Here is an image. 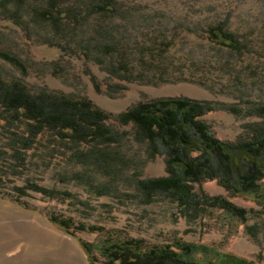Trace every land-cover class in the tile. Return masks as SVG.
Wrapping results in <instances>:
<instances>
[{"label":"rangeland","instance_id":"374dc122","mask_svg":"<svg viewBox=\"0 0 264 264\" xmlns=\"http://www.w3.org/2000/svg\"><path fill=\"white\" fill-rule=\"evenodd\" d=\"M48 13L56 19L47 18ZM217 24L235 35L239 50L211 40L210 28ZM0 50L27 67L23 75L0 59L5 77L23 78L33 91L88 98L114 117L141 101L163 97L209 100L246 111L264 105V0H0ZM119 61L128 66L130 79L121 78ZM114 117L110 125L128 132L113 149L116 169L124 168L115 177L113 170L99 174L94 167L52 156L40 145L29 151L26 173L0 186V264H89L79 238L100 242L103 235L82 230L71 235L51 223L50 214L119 230L150 245L182 238L264 264V210L249 198L230 197L262 213L236 224L222 210L190 220L169 198L144 203L134 177L166 175L165 155L149 158L133 127ZM202 119L225 140L259 120L224 109ZM5 143L0 126V147ZM78 171L94 174L95 184L114 186L112 192L100 195L88 183L71 180ZM26 180L73 196L51 198L32 190L19 195L14 186ZM196 189L228 195L216 180ZM250 225L257 227L254 236ZM93 252L97 263L106 261Z\"/></svg>","mask_w":264,"mask_h":264},{"label":"trees","instance_id":"16d2710c","mask_svg":"<svg viewBox=\"0 0 264 264\" xmlns=\"http://www.w3.org/2000/svg\"><path fill=\"white\" fill-rule=\"evenodd\" d=\"M47 15L56 19L55 15ZM210 32L212 41L234 50L241 48L240 41L221 24L212 26ZM0 59L19 68L23 75L27 73L26 65L16 55L0 50ZM118 63L117 69L123 73L121 78L130 79L128 66L123 61ZM93 81L99 88L96 78ZM219 109L259 120L247 123L237 138L225 140L202 119ZM113 117L88 98H73L47 89L33 91L23 78H8L0 72V121L3 122L0 126L6 139L0 147V186L26 173L30 166L29 151L40 145L52 156H61L86 168L94 167L99 174L108 175L113 170L111 175L115 177L124 168L116 169L119 159L115 160L113 149L118 148L128 132L110 125ZM114 118L121 125L133 127L135 140L146 145L149 158L165 155L166 175L134 177L135 189L144 203L169 198L177 202L183 216L190 220L222 210L234 224L245 223L264 210V105L246 111L209 100L163 97L141 101ZM93 175L78 171L70 179L88 183L100 195L110 194L114 186L107 182L95 184ZM212 180L224 187L228 195H211L196 189L197 184ZM14 187L19 195L32 190L51 198L73 196L32 180ZM236 196L256 202L262 211L236 204L230 199ZM48 219L71 235L74 230L103 235L100 242L79 238L88 253L89 264H99L94 250L106 258L100 264H256L234 253L182 238L150 245L144 238L122 236L119 230L102 225L76 224L72 218L57 214H50ZM256 229L255 225L247 226L252 236Z\"/></svg>","mask_w":264,"mask_h":264}]
</instances>
